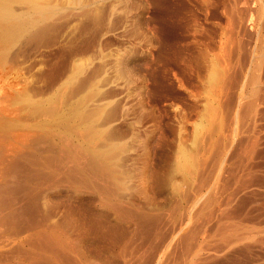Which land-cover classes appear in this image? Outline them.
Returning <instances> with one entry per match:
<instances>
[{"label":"rangeland","instance_id":"374dc122","mask_svg":"<svg viewBox=\"0 0 264 264\" xmlns=\"http://www.w3.org/2000/svg\"><path fill=\"white\" fill-rule=\"evenodd\" d=\"M52 1L0 51V264H264V0Z\"/></svg>","mask_w":264,"mask_h":264},{"label":"bare ground","instance_id":"6f19581e","mask_svg":"<svg viewBox=\"0 0 264 264\" xmlns=\"http://www.w3.org/2000/svg\"><path fill=\"white\" fill-rule=\"evenodd\" d=\"M40 1V0H39ZM58 1V0H57ZM73 1V0H72ZM75 1H78V0H75ZM79 1H81V0H79ZM49 2H50V0H49ZM52 2H54V0L52 1ZM56 2V1H55ZM15 3H19V4H24V5H26L27 6V8L25 7H22V10H23V8L25 9V13H22V12H24V10L21 12L22 14H20V13H18V14H16L14 11H13V4H15ZM39 2H38V0H0V51L2 50L1 48H2V45H4V44H2L3 42H5L4 40H9V38H12L13 37V41H14V39H16L17 38V34H21L22 32H24V33H26L27 32V30H28V32H29V29H31V28H37L38 27V25H40V23L42 22L41 20H43L44 18L46 19V17H40V16H43V11H45L46 9L44 8L45 6V4H43V6H42V3H41V6H40V4H38ZM44 3V2H43ZM51 3V2H50ZM49 3V4H50ZM63 3V2H62ZM80 3V2H79ZM82 3H83V1H82ZM16 4V5H17ZM49 4H47V5H49ZM53 4V3H52ZM58 3H56L55 5H57ZM60 4V3H59ZM65 4V3H64ZM63 4V5H64ZM16 5H14V6H16ZM47 5H46V7H47ZM61 5V4H60ZM59 5V6H60ZM51 6V5H50ZM17 7V6H16ZM18 8V7H17ZM44 8V9H43ZM19 9H21V7L19 8ZM19 9H17V10H19ZM27 9V10H26ZM61 9V8H60ZM59 9V10H60ZM50 10H53V9H50ZM49 10V12L48 13H51V12H53V11H50ZM57 11H58V9H56ZM47 13V14H48ZM56 13V12H55ZM39 14V17H37V15ZM46 14V11H45V13H44V15ZM51 15H53V14H51ZM51 15H47L48 16V18L51 16ZM50 19H51V17H50ZM43 22H44V20H43ZM45 23V22H44ZM43 24V23H42ZM39 28V27H38ZM37 28V29H38ZM42 28V27H41ZM40 28V29H41ZM43 29V28H42ZM40 31V30H39ZM42 31V30H41ZM36 32V31H35ZM42 32H44V31H42ZM39 32L37 31V34H38ZM40 34V33H39ZM25 35V34H24ZM14 36H16V38L14 37ZM20 37V35L18 36V38ZM10 43L12 42V40L11 41H9ZM7 45H8V43H7ZM8 49V48H7ZM3 50H4V48H3ZM8 51V50H7ZM2 55V54H1ZM4 56V55H3ZM4 61V60H3ZM1 63V62H0ZM1 74V73H0ZM1 77V76H0ZM4 79V78H3ZM19 84V83H18ZM5 89V88H4ZM15 95V94H14ZM19 96V95H18ZM18 96H16V98L18 97ZM22 97V96H21ZM29 97V96H28ZM31 97V96H30ZM29 97V98H30ZM9 98V97H8ZM23 98V97H22ZM21 98V99H22ZM27 98V97H26ZM7 99V98H6ZM18 99H20V97H18ZM6 101V100H5ZM10 101V100H9ZM30 101V100H29ZM16 102V101H15ZM27 102V101H26ZM1 104V103H0ZM6 104H8V103H6ZM11 104H13V103H11ZM36 104V103H35ZM4 105V104H3ZM2 105V106H3ZM40 105V104H39ZM5 106H7V105H5ZM34 107V106H33ZM6 108V107H5ZM23 108V107H22ZM38 108H40V107H38ZM21 110V109H20ZM56 110H57V108H56ZM55 110V111H56ZM59 110V109H58ZM18 111V110H17ZM39 111V110H38ZM46 111V110H45ZM44 111V112H45ZM54 111V112H55ZM4 112V111H3ZM7 112V111H6ZM10 113V112H9ZM13 113V112H12ZM37 113V112H36ZM56 113V112H55ZM43 114V113H42ZM63 114V113H62ZM61 114V115H62ZM28 115V114H27ZM57 115H59V114H56V116ZM55 116V115H54ZM64 116V115H63ZM59 118H60V116H59ZM64 118V117H63ZM12 119V118H11ZM21 119V118H20ZM62 119V118H61ZM65 119V118H64ZM5 120V119H4ZM60 120V119H59ZM8 121V120H7ZM65 121V120H64ZM63 121V122H64ZM68 121V120H67ZM66 121V122H67ZM7 124V123H6ZM70 126V125H69ZM46 129V128H45ZM65 129V128H64ZM71 129V128H70ZM69 130V129H68ZM76 133V132H75ZM54 145V144H53ZM29 151V150H28ZM26 152V151H25ZM41 154V153H40Z\"/></svg>","mask_w":264,"mask_h":264}]
</instances>
